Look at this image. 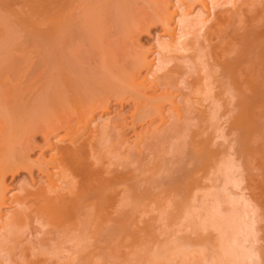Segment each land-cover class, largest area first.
Here are the masks:
<instances>
[{"label":"bare ground","instance_id":"bare-ground-1","mask_svg":"<svg viewBox=\"0 0 264 264\" xmlns=\"http://www.w3.org/2000/svg\"><path fill=\"white\" fill-rule=\"evenodd\" d=\"M153 27H161L163 38L156 39L155 49H144L138 38ZM111 102L120 108L131 106L128 119L118 114L112 119L97 118L96 113L110 111ZM261 120L264 0H0V264H46L44 257L60 255L68 238L73 251L68 264H94L98 255L109 249L99 253L102 249L98 247L115 238L119 242L117 238L122 235L118 236L117 229L123 233L131 228L132 232L133 226H138L144 203L155 204L164 196L159 190V199L147 202L161 187L167 193L170 187L177 196L174 201L169 192L175 202L173 209L170 206L172 211L165 196L161 205H166L167 213H178L175 220L184 214L193 221L196 213H201L198 219L213 215L217 224L230 218L223 220L226 225L219 224L225 230L219 228L217 232L226 236L232 230L235 234L228 239L231 241L226 239L230 246L225 242L231 248H226V254L232 257L230 264L264 262V249H260L261 259L257 260L256 254H248L250 250L243 248L242 244L255 242L254 229L253 238H249L252 223L249 228L241 227L246 215L242 221L237 217L241 212L235 211L239 207L246 212L244 203L233 198L242 205L229 204L226 196L231 192L225 194L223 188L241 186L237 181L238 164L250 175L246 189L256 187L253 172L257 169L250 174L249 170L257 160L262 168L255 167L264 174ZM155 124L163 129H153ZM137 126L145 127L149 134L146 141L136 131ZM211 128L220 135L227 131L234 138L232 143L221 150L219 143L215 145L216 137L215 142L207 137ZM127 131L133 135L130 141ZM38 134L43 137L40 150L45 148L50 155L45 159L41 152L31 161L33 138ZM211 143L220 148H211ZM231 144L234 158L227 152L224 155ZM197 162L205 172L200 176L204 180L187 174L190 181L185 179V185L181 174L185 186L181 185L176 176L183 170L193 173L189 166L194 169ZM22 171L29 176L37 172L36 189H23L16 195L6 193V177ZM243 177L248 180L246 174ZM176 178L180 180L177 183ZM260 178L264 183V176ZM204 182L212 187L216 182L221 185L213 189ZM216 187L222 193H216ZM197 190L204 193L199 201L195 198ZM248 190L252 201L264 208V194H252L258 193L257 188ZM180 192L185 195L178 199ZM206 198L208 202L214 200V205L208 208ZM225 201L228 207L225 204L227 209L223 210ZM196 203L201 205L196 208ZM260 206L258 210L264 211ZM229 207L234 212L225 213L228 209L231 212ZM155 208L159 210L157 205ZM34 224L38 226L34 231L40 236L36 239L39 249L29 258L24 235L34 229ZM198 224H194L196 229ZM130 232L127 234L133 236ZM164 252L158 257H163L162 261L167 260ZM220 252L214 260L227 263L229 260ZM187 253L176 258L181 261ZM218 260L211 263L219 264Z\"/></svg>","mask_w":264,"mask_h":264},{"label":"rangeland","instance_id":"rangeland-1","mask_svg":"<svg viewBox=\"0 0 264 264\" xmlns=\"http://www.w3.org/2000/svg\"><path fill=\"white\" fill-rule=\"evenodd\" d=\"M143 34H141L140 36H139V38H138V41H139V43L138 44H140V46H142L144 49L146 48V49H155L156 48V39H162L163 38V35H161L162 33H163V31L161 30V27H153V28H151V29H149V31H148V33L147 32H142ZM112 104L110 105V111L109 112H107V113H105L104 115H102V114H99V113H96L95 115H96V117L98 118V117H102V119H112L111 117L112 116H114L115 114H118V115H120L121 117H123L124 118V116L128 119V114H130L131 113V110H132V108H130L131 106H124L123 108H120L119 107V105H115V104H113V102H111ZM203 103V102H202ZM201 103V104H202ZM205 103V102H204ZM206 104V103H205ZM205 104H202V106L204 107H206V105ZM183 105V104H182ZM181 105V107H183ZM129 111V112H128ZM125 113V114H124ZM127 113V114H126ZM109 117V118H108ZM222 120H226L225 118L224 119H222ZM221 121V120H220ZM261 121H264V120H261ZM223 121H221V123H222ZM225 124H227V121L225 122L224 121V126L226 127V130H227V128H228V126H226ZM262 124H264V123H262ZM167 126H168V124H166ZM217 125H219L220 126V123L218 124L217 123ZM222 125H223V123H222ZM222 125L220 126V127H222ZM228 125V124H227ZM144 126V125H143ZM157 126V127H156ZM223 126V127H224ZM138 127V129L136 128V131L140 134V136H142V138L146 141L147 139H145L147 136H149V134L147 135V133H146V130L144 129L145 127H141V126H137ZM140 127H141V130H139L140 129ZM224 127V128H225ZM119 128V127H118ZM156 129V128H159V129H163V126H160V124H155L154 125V127H153V129ZM164 128H165V125H164ZM223 128V129H224ZM152 129V128H151ZM215 129L216 128H214V129H209V130H212V131H208V132H211L210 133V135L207 133V137L208 138H210V139H212L213 141H214V139H215V137L217 138V142H215V145H218V143H219V145L218 146H221V148L220 147H216L215 145H213L212 143H214L213 141H212V147L211 148H214V146H215V148H220L221 150H223V148H225L226 149V145H230V143H232V141H233V136L232 135H228V133H227V131L225 132V131H223V134L225 133H227V135L228 136H226L225 134L224 135H220L221 133H219V132H214L215 131ZM222 129V130H223ZM119 130V129H118ZM220 130V128L218 129V131ZM129 132V133H128ZM131 131H127V133H128V135L129 136H127L128 138H129V141H130V139L132 138L131 136H133L132 135V132L130 133ZM142 132V133H141ZM144 132V133H143ZM220 132H221V130H220ZM147 135V136H146ZM229 136H232V137H229ZM131 137V138H130ZM206 137V136H205ZM34 140H33V144H34V149L32 148V150L30 151V154H29V158L31 159V161H34V160H36L37 159V157L39 156V154L42 152L43 153V155H44V157H45V159H48L49 158V155H50V151H46L45 150V148H43L42 150H40V148H39V146H41L43 143V137H42V135H40V134H38V135H36L34 138H33ZM142 139V140H143ZM209 139V140H210ZM219 139V140H218ZM32 141V140H31ZM145 141H143V142H145ZM211 141V140H210ZM259 142H260V140H259ZM31 144H32V142H30ZM221 143H224V144H221ZM262 143V142H261ZM32 144V145H33ZM257 144V143H256ZM255 144V147L257 148V146H258V148H260L259 146L261 145L260 143V145L259 144H257L256 145ZM31 145V147H33ZM223 145V146H222ZM232 145V148H228V149H231V151L230 150H228L227 149V151L226 150H224V155L226 156V152H227V156H229V155H231L230 153H233L234 154V152H233V150L235 149V147L233 146L234 144H231ZM30 147V148H31ZM36 147H38V148H36ZM223 147V148H222ZM228 147V146H227ZM233 147H234V149H233ZM213 150H218V149H213ZM220 151V150H219ZM228 151H230L229 153H228ZM45 152V153H44ZM233 154L231 155V157L232 158H234V156H233ZM230 157V159H232ZM167 158V157H166ZM225 158V157H224ZM195 162V161H194ZM194 162H192L193 164H194ZM240 162V161H239ZM238 161L237 162H235V163H239ZM260 162V160L258 161H256L255 163H254V166L252 167V169L251 170H249V174H250V171H252L253 169V171H255V169H257L256 170V172H253V177H255V175H256V177H257V179H256V181H255V179H254V181H255V183H253V181H252V183L253 184H255L256 185V187L254 188V187H252L253 188V191H255L256 190V188H257V192L258 193H252V194H257V196H259V195H261V194H264V193H259V191H262V192H264V189H262V188H264V183H262V181H261V178L260 177H262V176H264V174H260L259 173V171H260V169L262 168V165H261V162ZM189 163V162H188ZM191 163V162H190ZM190 163H189V165H190ZM191 163V164H192ZM196 164V166L194 165V169H195V167L197 168L196 170H198V171H194V169H193V167L192 168H190V166H189V170H193V173L192 172H189V171H187L186 172V170H183L182 172L183 173H181V172H179L180 173V176H176V177H180V180H181V174H183L184 176H183V178H184V181H186V180H188L187 179V174L189 175V177L190 176H192L194 179H196V180H200L201 182L204 180V174H205V172H204V170L203 171H201L202 170V165H200L198 162L197 163H195ZM186 166H188V164H185ZM183 166V168L184 167H186V166ZM197 165H199V167L197 166ZM237 165V164H236ZM239 168L238 169H242L241 171L240 170H237L238 172H237V176L239 175L240 177H238L237 179V181H238V183L240 182H242V184H244V185H242V184H240L241 186L239 187V185L237 186L238 188H231L230 187V189H225L226 187H223L224 188V191H225V194H227V192L226 191H228V192H231V193H228V195L226 196V197H229L230 198V201L231 202H229V198H227L228 199V203L230 204L231 203V205H232V202H234V199H235V201L237 200L239 203H244L243 205L244 206H242V207H246V212L248 213V214H246V212H245V210L243 211V210H240L241 208H239V207H237V209H239V210H237L236 209V207H235V211H237L238 213H239V211L241 212L240 214H238V215H241V217H239V216H237L238 217V219L239 218H241V220H242V218H243V215L245 214L246 216V218L244 217L243 219L246 221L245 223L243 222L242 224H247L246 226H244V225H241V227H247V228H249L251 225V228H250V235H249V238H250V236L252 235V230H253V235L252 236H254V239L253 240H255V242H250L249 241V243H251V245L250 244H246V243H244V244H246L245 246H244V244H242L243 245V248H247L248 250H250V252H248V251H246V253H248V254H252V253H254V254H252V255H254L255 256V254H256V258H257V260H260L261 258H260V256H258L259 254H261L262 252H260L262 249H264V236H262V235H264V231H262V229H260V228H264V218H261L260 217V215L262 216V215H264V214H261L262 212H264V211H262V212H260L261 210H258L259 209V206L261 205L262 206V204L259 202L258 204H259V206H258V204L256 205L254 202H257L255 199V201H252V199L251 198H253L252 196H250L249 197V195H250V193H249V190L248 189H251L250 191H252V188H248V189H246V187H244V186H247L248 185V181H249V176L250 175H248L247 174V172L246 171H244L243 170V167L241 168V166H242V164H241V166H239V164L237 165ZM255 166H257V167H261L259 170H258V168H256ZM188 167H186V169H187ZM244 171V175H242V172ZM262 171H264V170H262ZM186 172V173H185ZM199 172H202V173H199ZM203 172H204V174H203ZM34 174H33V176L32 175H30L29 176V173L28 172H26V171H22V172H20L18 175H15L14 177H11V176H7L6 177V179H5V185L7 186V190H6V193H9L10 195H16V194H18V192L19 191H22L23 189H25V190H29V191H34L35 189H36V184H37V182H38V179H39V175H36L37 174V172L36 171H34L33 172ZM198 173H199V175H198ZM241 173V174H240ZM252 173V172H251ZM194 174V175H193ZM202 174V175H201ZM245 174H246V179H248V180H246L247 181V183H246V181H245V179L243 180L242 179V177L243 178H245ZM260 177H259V176ZM200 176H203V177H200ZM31 177H32V179H31ZM188 177V178H189ZM183 178H182V180L180 181V180H178V178H176L177 180H175V183H177V182H179L180 181V183H183ZM37 179V180H36ZM186 179V180H185ZM240 179H242V180H240ZM250 179H251V177H250ZM262 180H264V179H262ZM190 180H188V182H189ZM206 181V180H205ZM34 182V183H33ZM187 181H186V183H185V185L188 183ZM243 182H245V183H243ZM174 183V184H175ZM206 183V186H207V184L209 185V183L208 182H204V184ZM217 184L219 183V182H216ZM251 183V182H250ZM217 184H214V186L213 187H215V186H217ZM220 184V183H219ZM218 184V185H219ZM181 185H184V183L183 184H181ZM184 185V186H185ZM203 187H204V185H203V183L201 184ZM221 185V184H220ZM251 185V184H250ZM249 185V186H250ZM33 186V187H32ZM210 187H212V185H209ZM208 186V187H209ZM253 186V185H252ZM175 187H178V189H180L181 190V186L179 185V184H175ZM183 187V186H182ZM212 187V188H213ZM218 187H221V186H218ZM218 187H216V193L217 192H219L220 191V189L222 188H218ZM242 187V188H241ZM244 187V188H243ZM162 188V187H161ZM161 188H158V189H155L152 193L154 194V196H155V198H154V196H149L148 198H147V202H150V201H152L153 202V200L154 199H159V196L158 197H156V195H158V191L160 192L159 194L161 195V194H164V196H161V198H160V200H158L157 201V203H156V201H154L155 202V204L154 203H152L151 204V202H150V205L148 206V204L149 203H146L145 201V205L146 206H144V208H142V212L144 211V209H145V211H146V213L145 212H141V214L139 215L140 216V220H139V218H138V220H137V218H135L134 216H132V218L133 219H135V221H136V223L138 224V226L135 224V226H133L134 228H133V230H132V232H130V230H131V228H129L128 230H126L125 231V229H124V231H123V233H122V231L119 233V230L117 229L116 230V232L118 231V236H120V235H122L121 237H118L117 238V240L119 239V242L118 241H115V234L113 235V237H112V235H111V237L112 238H115V239H113V241H111L112 239H111V237H110V242L108 241L107 242V244L108 245H106V243L104 242L103 244H102V242L100 241V244H102V246L101 247H98L97 246V244L99 245V241L97 242L96 241V246L95 247H98L99 249H102V250H100L99 251V253H101V251L103 252V251H105L107 248H109V249H111V250H109V249H107V251H105V252H103L102 254H104V253H106L107 255H105V257H103L102 256V254H100L101 256L99 257V255H98V259H96L95 261H94V264H155V263H157L158 264V261L157 260H159V264H213V263H211V262H214V261H216V260H218L217 258H215V260H214V258H213V256L214 257H217L218 255H217V253L216 252H219V253H221L220 251H222L223 252V254H224V256L225 257H227V259L226 260H229L228 262L227 261H225V262H227V263H225V264H230L231 263V261H232V257H230V256H228L227 254H226V251H227V249L230 251V245H231V243L229 242V244H228V242H227V240L230 238V239H232L231 237L233 236V234H234V232H232V230H231V232L230 233H227V235L229 234V236L227 237V235L225 236V234H223V235H220L219 233H217V232H219V228H221V229H224L225 230V227H224V225H226L225 223L227 222L226 220H230V218H228V219H223L224 221H226L225 223H224V221L221 219V218H218L217 216H216V218L217 219H221V221L219 220L218 222H219V224L222 222V224L224 223V225H222L223 227H221V225H219V224H217V223H214V222H217V220L215 221V217H214V219L213 218H211V216H213V215H211L210 217L209 216H207V215H204V216H202V219H198L199 217L197 216V215H201V213L199 214V213H196V215H195V217L194 216H192V218H194V220L192 221V219L191 218H189V219H191L190 221V223L191 224H189V219H187V216L185 217V216H183L184 214H182V215H180L179 214V220H178V218L176 217V220L174 219L175 218V215H178V213H175L174 212V210H173V212H171L172 211V209L174 208V204H175V200L174 199H176L177 198V196L175 197L174 195V193L173 192H170L171 190V188L169 187L168 189H169V191H168V193H167V191L166 192H163L164 190H163V188H165V187H163L162 188V191H161ZM184 188V187H183ZM182 188V189H183ZM205 188H207V187H204L203 189V192L204 193H206V191H205ZM211 188V189H212ZM227 188H229V186L227 187ZM241 190H240V189ZM177 189V188H176ZM177 189V190H178ZM214 189V188H213ZM217 189H218V191H217ZM234 189H239L238 191L237 190H235V195L233 194L234 193ZM244 189H246V190H244ZM182 191V190H181ZM198 191V190H197ZM200 191V190H199ZM198 191V194L196 193L195 194V198H196V200L198 199V201L199 200H201L200 198H203L202 196V194H204L203 192L202 193H200ZM202 191V190H201ZM210 191V190H209ZM212 191V190H211ZM240 191H242V192H240ZM172 194H170V193ZM196 191H194V193H195ZM214 192V191H213ZM212 192V193H213ZM155 193H157V194H155ZM211 193V194H212ZM220 193H222L221 191H220ZM241 193V194H240ZM183 192H180V195H178V199H179V196H183ZM201 194V195H200ZM229 194H231V196H233L232 198L230 197V195ZM259 194V195H258ZM169 195H171V197L173 198V196H174V198H173V200L174 201H171L172 200V198L169 196ZM185 195V194H184ZM192 195H194L193 193H192ZM245 195V196H244ZM167 196V197H166ZM169 196V197H168ZM198 196V197H197ZM254 196V195H253ZM162 197H164L165 198V200L164 201H166L167 200V198H168V202L166 201V204L168 203V205L169 204H171V205H169V207H167V208H169L168 210H171L170 212L171 213H175L174 215L173 214H171V213H167V208H166V205H165V207H162L164 204H165V202L163 201V199H162ZM207 197V196H206ZM209 197V196H208ZM211 197V196H210ZM236 197V198H235ZM169 198H171V199H169ZM234 198V199H233ZM178 199L176 200V202H178ZM209 199V198H208ZM210 199H212V198H210ZM209 199V200H210ZM226 199V198H225ZM226 199V200H227ZM161 200L163 201L162 203H161ZM170 200V201H169ZM195 200V199H194ZM160 201V202H159ZM203 201H204V199H203ZM212 201V202H211ZM211 201H207V198L205 199V205L206 206H208V205H214V200H211ZM197 202V201H196ZM201 202V201H200ZM227 201H225V203H223L222 204V209L223 210H226L224 207H226L225 206V204H227L226 203ZM238 202H237V204H236V202H234L237 206H239V205H242V204H239L238 205ZM255 204H253V203ZM158 203H161V204H158ZM164 203V204H163ZM154 204V205H153ZM234 204V205H235ZM155 205H157V208H159L158 206H160V208L162 207V210H164V208H165V213H166V215H165V213L164 212H162V210L159 208V210H161V211H159V210H156V208H155ZM162 205V206H161ZM167 205V206H168ZM201 204L200 203H196L195 205H194V207L196 206V208L197 207H199ZM235 205V206H236ZM247 205V206H246ZM170 206H172L171 208H170ZM230 206V205H229ZM233 206V205H232ZM249 206V207H248ZM261 206H260V208H261ZM146 207V208H145ZM227 207H228V204H227ZM231 207V206H230ZM229 207V208H230ZM257 207V208H256ZM208 208H209V206H208ZM232 208V207H231ZM231 208H230V210H231ZM234 208V207H233ZM153 209H155V210H153ZM261 209H264V208H261ZM205 210H206V208H205ZM211 210V209H210ZM209 210V211H210ZM5 211V210H4ZM7 211H10V209H8ZM207 211V210H206ZM205 211V214H208V212H206ZM211 212V211H210ZM225 213L226 212H229V213H232V212H234V210H231V212L229 211V209H228V211H224ZM245 212V213H244ZM251 212V213H250ZM252 212H254V213H252ZM236 213V212H235ZM211 214V213H210ZM172 215H173V218H171L172 217ZM191 215H193V214H191ZM190 215V216H191ZM203 215V214H202ZM254 215V216H253ZM138 216V217H139ZM189 216V215H188ZM131 217V216H130ZM137 217V216H136ZM184 218V220H181V218ZM196 217H197V219L199 220V221H201L200 223H201V226H200V223L198 224V220L196 219ZM201 217V216H200ZM206 217H207V219H206ZM205 218V219H204ZM212 219V222L214 223V224H211V219ZM224 218H227V217H224ZM186 219H187V221H186ZM235 219H236V217L234 218V221H235ZM206 222H205V221ZM207 220H208V223H207ZM209 220H210V225H206V224H209ZM214 220V221H213ZM133 221V220H132ZM243 221V220H242ZM255 223H254V222ZM192 222H194V223H192ZM203 222L204 223H206V224H203ZM240 222V221H239ZM252 223V224H251ZM189 224V225H188ZM193 224V225H192ZM197 225L198 224V226L199 227H201V228H199L198 226H197V229L195 228V225ZM251 224V225H250ZM190 225H191V227H190ZM206 227H205V226ZM212 225V226H211ZM219 225V226H218ZM239 225H240V223H239ZM208 226H210V227H212V229L210 228V227H208ZM34 229H32V230H29V231H27L28 233H26L24 236V243L26 244L25 246H26V248H27V250H28V257L29 258H31V252L32 253H36L37 252V250L39 249L38 248V245H37V243H36V239H39L40 238V236H38V234H35V233H37L36 231L38 230V226L37 225H33L32 226ZM117 227V226H116ZM203 227V228H202ZM209 229H208V228ZM217 228L218 230L216 231V230H214L213 228ZM37 228V229H36ZM199 228V229H198ZM207 229V230H204V229ZM215 228V229H216ZM34 230H36V231H34ZM139 230V231H138ZM261 230V231H260ZM230 231V230H229ZM128 232H130V234L132 233L133 234V236L132 235H129V234H127ZM223 233V232H222ZM233 233V234H232ZM29 234H32L31 236L29 235ZM123 234H125L126 235V240H125V235L123 236ZM136 234V235H135ZM138 234H139V236H138ZM231 234V235H230ZM219 235L221 236V238H219ZM235 235V234H234ZM26 236H27V239H26ZM98 235H96V237H97ZM127 236H129L130 238H128ZM132 236V237H131ZM138 236V237H137ZM225 236V237H224ZM251 236V237H252ZM30 237H32V239L30 238ZM51 237V236H50ZM137 238V239H135V238ZM222 237L223 238H225V240H223V244L220 242V240L219 239H221L222 240ZM227 237V238H226ZM28 238H30V239H28ZM98 238H99V236H98ZM219 238V239H218ZM253 238V237H252ZM122 239V240H121ZM227 239V240H226ZM27 240L28 241H30V243H28L27 242ZM120 240H121V242H120ZM219 240V241H218ZM250 240V239H249ZM252 239H251V241H253ZM32 241H34V242H32ZM50 241V240H49ZM70 240H69V238H68V240H67V242L68 243H66L65 242V244H64V251L60 254V255H58V256H56L55 255V257H54V254H52V255H48V256H45L44 257V259H45V262H46V264H68V261H70V260H72V257H73V255H72V253H73V251H71L70 250V248H71V246H72V242L70 243L69 242ZM228 241H231V240H228ZM216 242H218V243H221L220 244V246L218 245V243H216ZM225 242L229 245H227V244H225ZM49 243V245H51L52 244V242L50 241V242H48ZM248 243V242H247ZM35 244V245H34ZM218 245V246H216V245ZM32 245V246H31ZM34 245V246H33ZM94 245H95V243H94ZM110 245V246H109ZM223 245V246H222ZM253 245V246H252ZM187 246H189L188 247V250L187 249H185V247H187ZM203 246V247H202ZM66 247V248H65ZM106 247V248H105ZM216 247H218L220 250L218 251L217 249L218 248H216ZM225 247V249L227 248V247H229V248H227L226 250H225V253H224V248ZM252 247V248H251ZM104 248V249H103ZM222 248V249H221ZM250 248V249H249ZM262 248V249H261ZM261 249V250H260ZM33 250V251H32ZM68 250V251H67ZM213 250H214V252H213ZM158 251H159V254H158ZM165 251V252H164ZM188 252L187 254H186V257H184V256H182V259L183 260H185V261H183L182 259H181V261H183V262H181V261H179L180 259H178V258H176V255H179L178 257L179 258H181L180 256L182 255V252ZM228 251V252H229ZM245 251V250H244ZM163 252H164V256L165 257H167L166 259V261H164L165 259H163V261H162V258L163 257H160V259L158 258L159 257V255L161 256H163ZM227 252V253H228ZM260 252V253H259ZM161 253V254H160ZM180 253V254H179ZM211 253H213V254H211ZM259 253V254H258ZM154 254H155V256L156 255H158V256H156L157 258H155V262H154ZM185 253H183V255H184ZM223 254H219V255H223ZM215 255H217V256H215ZM154 256V257H153ZM221 256H220V258H221ZM223 256V257H224ZM259 257V259H258V257ZM164 257V258H165ZM219 257V256H218ZM194 258L196 259L197 258V260L195 261L194 260ZM211 258V259H210ZM255 258V259H256ZM157 259V260H156ZM206 260H207V262H206ZM209 260V261H208ZM211 260V261H210ZM214 260V261H213ZM220 260V259H219ZM218 260V261H219ZM221 260H223V258L221 259ZM224 260H225V258H224ZM224 260H223V262H224ZM157 261V262H156ZM217 261V262H218ZM256 261V260H255ZM255 261H254V263H255ZM44 262V263H45ZM200 262V263H199ZM216 262V263H217ZM260 262H261V264H264V262H262L261 260H260ZM260 262H257L256 261V263L255 264H260ZM254 263H248V264H254ZM71 264H74L73 262L71 263ZM219 264H220V261H219ZM224 264V263H223ZM244 264V263H243ZM246 264V263H245Z\"/></svg>","mask_w":264,"mask_h":264}]
</instances>
